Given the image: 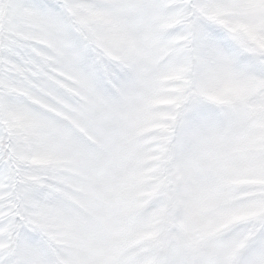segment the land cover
Returning a JSON list of instances; mask_svg holds the SVG:
<instances>
[{
	"label": "snow or ice",
	"instance_id": "snow-or-ice-1",
	"mask_svg": "<svg viewBox=\"0 0 264 264\" xmlns=\"http://www.w3.org/2000/svg\"><path fill=\"white\" fill-rule=\"evenodd\" d=\"M0 264H264V0H0Z\"/></svg>",
	"mask_w": 264,
	"mask_h": 264
}]
</instances>
